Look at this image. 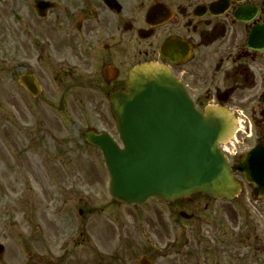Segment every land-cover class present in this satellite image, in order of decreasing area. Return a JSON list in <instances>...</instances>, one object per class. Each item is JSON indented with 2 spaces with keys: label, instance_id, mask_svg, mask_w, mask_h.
<instances>
[{
  "label": "rangeland",
  "instance_id": "obj_1",
  "mask_svg": "<svg viewBox=\"0 0 264 264\" xmlns=\"http://www.w3.org/2000/svg\"><path fill=\"white\" fill-rule=\"evenodd\" d=\"M141 1L130 0L129 4L137 7ZM24 2L0 0V242L5 246L0 264L33 262L31 259L34 258L36 250L32 246L36 243L42 249V253L53 252L56 243L54 239L58 233L63 234L62 232L67 231L69 227L67 221L80 222L83 231V235L78 239L79 243L69 248V258L74 264H134V258L145 253L148 244L159 242L156 245L158 246L165 237L168 238V224L162 218L169 216L168 212L171 211L179 213L181 208L171 209L162 204L149 202L143 207L128 209L120 204L106 202L107 198H104L102 188L105 173L102 168L91 164L95 157L94 152L85 150L81 154L69 157L76 140L60 138L64 137L60 121L71 124L70 119L76 115L77 110H71L69 113L66 108L65 113L69 115L56 114L54 108L48 106L49 99L56 98L48 86L58 82L54 81L55 66L48 60L53 58V54L50 51L45 52L46 48L37 47V52L42 50L45 54L43 63L39 66L31 65L32 69L38 68L34 69V73L44 88L40 100L33 102L34 100H30L15 84V77L21 72L20 66L24 58L22 53L30 58L36 57L37 53L31 49V43L36 42L37 45L45 47L47 43H53L60 51L65 45L70 46L71 41L80 39L81 35L76 30H72L73 33L70 35L71 31L66 27L68 24H63L59 20L66 22L63 14L71 18L80 12L86 13L91 9L88 6L93 7L96 2L58 0L61 4L59 18H56V12H51L45 20L36 17L32 0ZM69 26L73 28V25ZM31 62L34 63L32 59ZM69 73L67 71L66 74H60L63 83L72 87L62 92L64 100L74 98L77 101L86 98L87 101L93 102L90 109L96 114L92 113L89 117L92 121L94 117L100 119L105 124L104 128L109 131L112 122L108 106L107 111L103 107L102 103L105 104V100L102 92L81 89L86 87L88 81L79 82L81 80L78 77L71 78ZM219 77L198 75L191 79L192 94L196 98H202L207 91L213 92L212 89L216 86L222 91V87L214 80ZM58 93L61 95V92ZM76 103L81 107L80 103ZM74 104L75 102L72 105ZM234 107L245 111L241 102L235 103ZM59 115L62 116L56 120V116ZM243 142V145L239 144V148H244L248 144L247 140ZM83 159L87 162L86 165L68 164L75 160L82 162ZM72 180L74 181L71 182ZM77 187L87 189V195L80 196L76 192ZM105 189L107 193L108 185H105ZM66 190L70 191L67 195ZM245 196L246 193H243L242 199ZM63 197L67 201L64 208L59 209V200ZM233 202L228 204L224 201H206L201 198L195 200L196 207L201 204V209L198 208L203 211L200 213L196 208L193 211L194 217L198 218L199 215L198 222L175 217L179 223L178 232H186L184 234L186 236L196 235L199 227L204 231V225L220 219L219 224L224 225L223 232L230 233L229 219L233 232L227 234L224 241H219L220 245L218 243L213 247L212 255L206 249V238L209 239L210 236L206 233L207 230L202 233L206 238L197 241L202 251L200 254L208 255L215 264H264V225L256 213H264V199L256 204L246 200L241 203L243 202L241 199ZM205 203L207 211H204ZM188 209L192 210L190 207ZM189 210L186 211L190 212ZM52 214L60 218V224L48 220L53 218L48 216ZM221 217H224V220H221ZM116 223L118 225L114 226ZM239 228L242 230L244 228L241 235ZM85 233L89 235L88 238L85 237ZM236 241L241 242V245L234 246ZM24 244L28 246H22ZM230 245L234 248L231 249ZM146 256L153 259L155 264H173L172 258L163 255L157 258L156 254ZM189 264L197 263L192 261Z\"/></svg>",
  "mask_w": 264,
  "mask_h": 264
},
{
  "label": "flooded vegetation",
  "instance_id": "obj_2",
  "mask_svg": "<svg viewBox=\"0 0 264 264\" xmlns=\"http://www.w3.org/2000/svg\"><path fill=\"white\" fill-rule=\"evenodd\" d=\"M114 1V5L108 6L98 0L95 6H88L90 11L71 18L63 14L66 22L59 21L76 27L84 39L74 42L76 49L68 46L69 60L55 59L57 78L67 71L75 78L70 63L74 59L82 62L84 58L96 71L90 79H85L86 87L105 92L122 90L128 71L145 62L169 65L189 90L191 79L198 75H223L221 82L217 78V83L229 92L225 105L234 107L237 102L243 103L247 119L252 123L253 134L247 148L264 141V48L248 46L251 30L264 25V0H142L137 7L130 5V0ZM154 4H159V12L156 19L147 22L146 13ZM59 10L58 3L57 19ZM237 10L247 16V22L235 18ZM171 38L179 40L187 51L179 65H171L159 51L161 44ZM76 77L79 82L84 81L83 75ZM57 87L63 91L72 88L65 83H58ZM215 100L216 93L208 95V102L216 103ZM194 102L202 103L200 98ZM187 206L195 208L193 203ZM77 225L80 227L81 223ZM183 255L186 264L187 253L182 251Z\"/></svg>",
  "mask_w": 264,
  "mask_h": 264
},
{
  "label": "water",
  "instance_id": "obj_3",
  "mask_svg": "<svg viewBox=\"0 0 264 264\" xmlns=\"http://www.w3.org/2000/svg\"><path fill=\"white\" fill-rule=\"evenodd\" d=\"M127 94L109 96L123 151L94 137L111 175V194L119 202H171L196 193L231 200L239 191L217 146L230 140L235 121L225 109L197 113L181 85L157 65L133 70ZM264 152V146L261 147ZM264 188V153L237 168ZM257 194V193H256ZM2 249L0 248V254Z\"/></svg>",
  "mask_w": 264,
  "mask_h": 264
}]
</instances>
